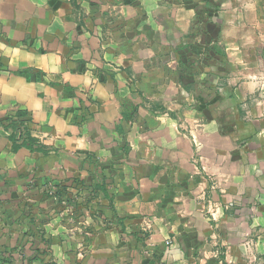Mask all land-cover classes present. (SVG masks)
<instances>
[{
	"label": "crops",
	"instance_id": "1",
	"mask_svg": "<svg viewBox=\"0 0 264 264\" xmlns=\"http://www.w3.org/2000/svg\"><path fill=\"white\" fill-rule=\"evenodd\" d=\"M0 264H264V0H0Z\"/></svg>",
	"mask_w": 264,
	"mask_h": 264
},
{
	"label": "trees",
	"instance_id": "2",
	"mask_svg": "<svg viewBox=\"0 0 264 264\" xmlns=\"http://www.w3.org/2000/svg\"><path fill=\"white\" fill-rule=\"evenodd\" d=\"M27 117V111L18 110L9 125L13 129H15V131H17V133H13L10 136L11 140L14 143V151H17L21 146H27L32 150L40 146L39 140L34 138L30 132Z\"/></svg>",
	"mask_w": 264,
	"mask_h": 264
}]
</instances>
